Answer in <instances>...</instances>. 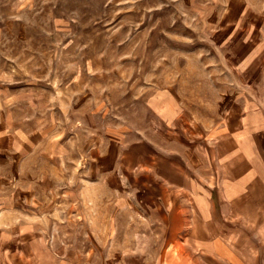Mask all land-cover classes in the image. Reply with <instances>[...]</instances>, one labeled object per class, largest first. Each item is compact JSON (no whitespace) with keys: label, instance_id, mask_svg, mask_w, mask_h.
Here are the masks:
<instances>
[{"label":"rangeland","instance_id":"374dc122","mask_svg":"<svg viewBox=\"0 0 264 264\" xmlns=\"http://www.w3.org/2000/svg\"><path fill=\"white\" fill-rule=\"evenodd\" d=\"M243 109L264 130V0H0V234L34 264H162L156 169L124 158L181 162Z\"/></svg>","mask_w":264,"mask_h":264},{"label":"crops","instance_id":"0c3cea01","mask_svg":"<svg viewBox=\"0 0 264 264\" xmlns=\"http://www.w3.org/2000/svg\"><path fill=\"white\" fill-rule=\"evenodd\" d=\"M240 119L234 125L227 118L224 133L210 129L204 146L188 143L194 152L178 154L181 162L170 155H151L143 163L124 158L129 171L138 164L156 169L152 180L160 182L156 196L165 210L162 264H264V130L248 133L255 128L244 123V109ZM3 209V216L17 211L19 217L18 207ZM7 225L10 231L0 234V264H24V258L34 264L33 247L41 240Z\"/></svg>","mask_w":264,"mask_h":264}]
</instances>
